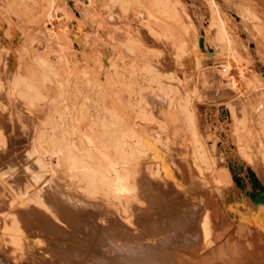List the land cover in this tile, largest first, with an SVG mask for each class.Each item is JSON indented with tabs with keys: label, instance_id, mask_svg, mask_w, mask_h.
<instances>
[{
	"label": "bare ground",
	"instance_id": "bare-ground-1",
	"mask_svg": "<svg viewBox=\"0 0 264 264\" xmlns=\"http://www.w3.org/2000/svg\"><path fill=\"white\" fill-rule=\"evenodd\" d=\"M3 1L0 0V26L7 28L9 35L16 34L13 26L17 12L13 6L18 2L12 5ZM40 1L53 12L46 29L59 48L58 66L63 69L60 71L34 56L33 63L39 73L33 79L23 71L24 64L20 66L17 58L16 74L10 85V91L28 105L45 106L46 116L34 134L41 166L39 175L53 172L52 161L60 160L66 175L60 171L65 176L63 181L66 179L63 189L72 187L82 192L83 199L107 205L130 225L134 224L137 209L144 212V206L147 210H154L159 204L167 206L168 236L164 242L150 243L149 248L140 249L147 257L164 255L166 259L159 260L162 264H264V76L255 70L257 60L264 66V23L256 13L258 7H254L260 6L264 14V0H249L257 11H238L226 0H199L209 8L215 45L229 46L224 55L229 73L244 80L239 82L236 76V90L241 92L242 84L249 82L256 99V107L248 110L246 126L234 130L232 160L222 147H212L215 141L207 134L211 130H207L197 108L201 93L188 86V76L200 77L202 67L199 62L188 66L186 59L192 55L203 57L197 35L185 22L184 4L176 0H139V5H130L129 1L111 0V6L118 5L122 17L144 16L143 32L125 24L127 20L123 23L115 14H90L86 24L79 23L85 43L96 52L98 71L90 73L70 51L68 31L72 21L68 10L58 6L57 0ZM143 8L147 13H143ZM109 10L110 6L106 11ZM235 13L241 17L240 21L235 19ZM251 43L255 44L254 49ZM7 47L0 45V51L6 53ZM24 47L21 51L25 53ZM2 62L0 55V87L4 86ZM101 75L104 79H100ZM161 104H165V110L160 108ZM7 108L0 103V144H6L10 131L16 130L7 119ZM166 115L176 119L185 133L182 143L172 146L173 153L166 150L169 142L153 134L157 128L163 133L169 131ZM15 126L18 127L17 123ZM221 132L217 138L225 143L229 139ZM164 161H168L165 172L171 178L170 194L153 195L149 203L142 196L141 182ZM235 175L241 178L240 186L233 178ZM32 176L35 183L42 182L41 178ZM251 182L255 191L250 197L247 193L251 191ZM229 192L235 197L237 226L224 200ZM18 194L7 191L0 177V206L4 208L0 214L5 215L7 210L17 212L14 209L18 208L12 219H9L11 212L0 217V222H4L0 231L15 248L13 254L29 257L33 254L25 249L22 240L27 239L31 221L25 218L22 208L43 209L45 204L31 201L24 205L29 199L21 192ZM176 201L179 209L173 210ZM45 216L47 219L42 221L37 219L36 230L63 235V228L55 224L54 216ZM65 218L67 224V215ZM144 228L152 227L145 223ZM161 246L164 250L157 249ZM3 249L0 244V252Z\"/></svg>",
	"mask_w": 264,
	"mask_h": 264
},
{
	"label": "rangeland",
	"instance_id": "rangeland-1",
	"mask_svg": "<svg viewBox=\"0 0 264 264\" xmlns=\"http://www.w3.org/2000/svg\"><path fill=\"white\" fill-rule=\"evenodd\" d=\"M6 1L7 0L3 1L4 4L13 5L16 2L18 3L13 6L17 12V14H15V16H17H14V19H16L14 20L13 26V32H16V34L11 32L14 35L11 34V36L7 33V28L0 26V45L8 46V51L6 50V53L3 50L1 51L4 53L0 51L3 61L1 64V71L4 79V86L0 87V103H4L8 107L6 109V112H8V118H6L9 119L10 123L16 130L10 131L11 133H9L6 144H0V177L4 181V188L7 191L17 195L21 192L24 198L29 199L24 205L31 201H35L39 204L44 203L45 208L31 209L32 207L26 206V208H22L25 218L27 219L28 217L31 221L28 225L29 233L27 239L22 240V243L25 244V249L27 248L26 250L33 254L32 256H29L30 258L18 253L13 254L12 251H14L15 248L9 244L6 237L1 233L2 231H0V244L4 247L3 251L0 252V264H162L161 261L166 259L164 255H161L162 257H160V255H155V258L158 256L156 261V259L153 258L154 255H152L153 257L149 255L147 257L145 252L140 249L149 248L148 245L150 243L153 245L155 242L159 244L166 239V234L168 232L166 230L165 222L169 214L167 206L159 204L157 207L155 206L154 210H147L146 206H144L143 209L146 210L144 212L137 209L135 215V217H137L134 219V224L130 225L126 223L116 211L107 207V205L99 203L96 200L95 204L94 201L89 200V198L88 200L83 199L84 195L82 197V192L77 189H72V187H64L63 189L62 186L66 185V179L63 181V177L66 175L64 173V165H62L63 162L61 163L60 160L58 161L55 159L56 161H52V167L54 166L52 170L53 172L46 171L42 175H39L41 166L37 157L34 134L36 133V128H38L37 126L41 123L42 118L46 116L44 115L45 110L43 108L45 106L44 104H41L43 106L38 104V107L37 104H34L36 108H33L32 106L34 105H28V103L21 100L16 93H12L10 91V85L14 74H16L17 58L18 63L20 62L19 65L21 64L20 66L24 64L22 67L23 71L33 79L37 78L39 73V68L34 66L33 63L34 56L42 59L43 62L50 63L54 67H57L58 70L61 69L58 66V63L61 60L59 59V48L51 40L46 29L47 24H49V21L52 18L53 12L45 2L40 0H38L40 2L36 0ZM122 1H129L130 5H139V0ZM176 1H180L185 5V22L187 25L192 26V30L197 35L198 49L201 57H203L201 59L199 55H192L186 59V65H197V62H199L202 67L200 77L197 76L198 74L188 76V78H190L188 79V86L191 87L190 89L192 91L197 90L201 93V97L198 99L200 101L197 100V108L200 112L202 122L207 124H205L207 130H211L208 131L207 134H210L215 141L212 147L217 149L222 147L227 157H230L232 160L233 157L231 154L234 153L232 136L234 130L239 126H246L249 108L256 107V99L253 96V86L251 83L247 82L242 84L241 92L236 90L234 80L238 77V74L236 73L237 75H235L229 73L227 64L224 60L225 52L229 51V46L225 43L215 45L216 40L214 30L211 27V18L207 5H204V3L199 0ZM226 1L238 11L249 9L257 11L251 7V2L249 0ZM57 2L58 6L65 7L70 13L72 21L69 25L68 31L70 38V51L75 60L79 62L80 66H82L83 69L90 71V73L97 72L98 68L95 65V58H97L96 52L85 43L81 32L82 27L79 25V23L86 24V17L93 12L101 15L115 14L119 20H123V23L127 20L125 21V24H131L132 26H130L132 28H140L143 32L142 27L144 26L142 24L145 23V17L143 16L142 18L141 16L140 19V16H135L134 14L122 17L118 5L111 6V0H57ZM109 6L110 10L108 12L106 10ZM254 7L256 9L258 7V11L260 12L257 11L256 13L260 17L261 22L264 23V14H262L261 7L258 5ZM198 9L201 10L198 11ZM142 11L143 13H147L145 8H143ZM231 12L234 11L231 10ZM187 17L189 18L188 21H186ZM234 17H236L235 19L238 21L241 20V17H238V14L236 13L234 14ZM142 21H144V23ZM240 33L242 34V31H240ZM242 36H244V34H242ZM250 46L253 49L255 48L254 43H251ZM23 47L24 51H26L27 48L25 53L21 51L23 50ZM215 47L216 51L214 49ZM257 61L255 67L256 73L264 76V66L259 60ZM181 76L182 80H184V74H181ZM102 78L104 79L103 75L100 76V79ZM237 80L239 82L242 81L239 77ZM242 82H244V80ZM13 94L16 95L13 96ZM164 107H166L165 104L160 105V108L163 110H165ZM166 117L167 118L164 116V119L170 126L169 131L163 133L155 127L157 129L153 130V134L162 137L165 142H169V144L167 143L168 149L166 148V150H168L169 153H173L174 149L171 148H175L178 144L180 145L182 143L181 140L185 139V133L176 119L167 115ZM16 123L18 126L17 128L15 126ZM220 131H222L221 133L223 136H226V138L228 137L227 139L229 140L227 142L223 143L221 139L217 138ZM173 145L175 147H172ZM169 157V155L164 156L166 160L169 159ZM167 163L168 161L161 162V164L155 167L154 171L147 178L148 180L143 178L144 180L141 182V188L142 191H144L142 196L149 203L153 201L155 195L163 194V196L166 197L170 194L169 190H171V184L169 185V183H171V178H169V174L165 172ZM58 164L59 166H62L59 167ZM55 166L57 167L55 168ZM28 167H30V169ZM60 171H62L65 176H63ZM32 174L41 178L42 182H39L38 184L35 183ZM233 178L238 186H240L242 182L240 176L235 175ZM147 183L149 186H145ZM65 189L68 193L65 192ZM254 189V183L251 182V191L247 193L250 197L251 195H254ZM76 191L79 193L78 196L76 195ZM224 200L227 203L228 214L237 226L239 224V218L235 208L234 194L229 192ZM225 201L223 202L225 203ZM61 203H63L65 207ZM55 206L57 207V210L59 209L58 211H56ZM173 206H175L173 210H178V201L174 202ZM17 209L18 208H15L14 210L18 212ZM3 210L4 208L0 206V211ZM12 211L13 210H7L5 214L7 215V213L11 212L9 219L16 216L17 212L13 211L12 213ZM159 213H161V215ZM64 214L67 215L69 221H71L67 222L68 225L65 224L66 218ZM5 215L0 214V217L2 216L4 218ZM45 215H50L51 217L54 216L55 222L57 221L55 224L58 225L59 228H63V235H58L55 231L40 232L36 230L37 227H39L37 219L39 221L47 219ZM145 223H148L152 228L145 230ZM3 224L4 222H0V228ZM158 237L160 239H158ZM156 239L159 242L155 241ZM142 243L144 244L143 247ZM157 249L164 250V247L161 246ZM129 250H131V254L129 253ZM10 255H13L18 261L12 260ZM30 259L35 260L31 261ZM37 260L38 262H34ZM218 264L222 263L219 262Z\"/></svg>",
	"mask_w": 264,
	"mask_h": 264
}]
</instances>
